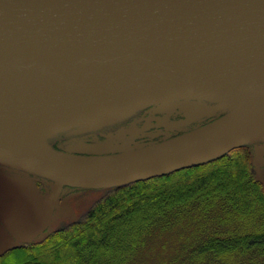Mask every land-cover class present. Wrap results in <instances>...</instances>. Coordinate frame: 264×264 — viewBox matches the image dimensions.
<instances>
[{
  "label": "water",
  "instance_id": "1",
  "mask_svg": "<svg viewBox=\"0 0 264 264\" xmlns=\"http://www.w3.org/2000/svg\"><path fill=\"white\" fill-rule=\"evenodd\" d=\"M181 99L212 103L173 125L225 113L130 151L81 154L49 140ZM245 143L264 189V0H0V164L54 181L51 193L36 191L37 222L0 196L18 241L51 224L64 185L121 186Z\"/></svg>",
  "mask_w": 264,
  "mask_h": 264
},
{
  "label": "trees",
  "instance_id": "2",
  "mask_svg": "<svg viewBox=\"0 0 264 264\" xmlns=\"http://www.w3.org/2000/svg\"><path fill=\"white\" fill-rule=\"evenodd\" d=\"M124 121L105 130L119 129ZM88 132L71 129L60 140ZM254 156V143H245L203 163L103 188L83 218L61 227L35 250L41 257L36 253L27 260L25 252L13 261L138 264L152 241L165 252L171 235V258L162 256L153 264H264V189Z\"/></svg>",
  "mask_w": 264,
  "mask_h": 264
},
{
  "label": "rangeland",
  "instance_id": "3",
  "mask_svg": "<svg viewBox=\"0 0 264 264\" xmlns=\"http://www.w3.org/2000/svg\"><path fill=\"white\" fill-rule=\"evenodd\" d=\"M212 101L198 100V99H181L168 101L166 103H153L140 108L134 113L126 112L113 116L108 120H103L98 123H94L96 128H90L91 125L80 126L79 128H90V132L78 137H65L62 140L61 135L50 138V143L54 146H59L62 150L70 152H80L82 154H107L113 151H130L139 148L151 146L172 138L182 135L187 131L194 130L198 127H202L219 116L223 115L225 110L206 117L200 121L187 125H173L172 120L183 119L192 117L199 113L205 106L211 104ZM179 106V107H178ZM124 125L114 131H106L111 125L105 124L110 121L124 120ZM89 130V129H88ZM61 141V142H59ZM56 142H59L58 144ZM120 151V152H123ZM41 177V187L38 185V181ZM263 185V184H262ZM74 186L64 185L61 193L57 199L56 210H54L53 220L49 225L48 231L41 234V244L35 249L29 247L25 248H10L15 245V242L3 241L5 240V233L0 226V264H18L19 260L14 262L15 255L28 252L27 260L35 257V254L41 257V252L35 250L41 249L42 243L48 239L55 231L61 227H68L79 219L83 218L86 213L91 209L94 202L103 194V190H74ZM54 189V181L48 179L43 175L25 170L13 165L0 164V196L10 202V204L17 209L21 214L30 217V222L40 221V217L37 219L36 214L40 210L41 219L43 217V209L41 202H37L36 191H41V198ZM38 203V204H37ZM176 234L177 233H173ZM167 239L168 245L165 252L162 253L161 243L152 241L149 247L145 250H149L142 255V261H138V264H153L155 260L160 257L171 258L175 244L171 240V235ZM3 241V242H2ZM177 241V240H176ZM33 245V246H35ZM9 248V249H8ZM6 249L12 251L11 253L2 254ZM35 251V252H34ZM67 251L71 255V250L67 248ZM31 253V254H30ZM43 253V252H42ZM47 253V252H46ZM157 253L160 256H157ZM50 253L47 257H50ZM5 256V257H4ZM3 258V259H2ZM26 261V260H25ZM27 262V261H26Z\"/></svg>",
  "mask_w": 264,
  "mask_h": 264
},
{
  "label": "flooded vegetation",
  "instance_id": "4",
  "mask_svg": "<svg viewBox=\"0 0 264 264\" xmlns=\"http://www.w3.org/2000/svg\"><path fill=\"white\" fill-rule=\"evenodd\" d=\"M59 142H61V141H59ZM59 142H57V144L59 143ZM38 185L41 187L43 184L41 183V177H40V179H39V181H38ZM74 190H80V191H83V190H85V189H87V190H93V191H98V190H102L103 188H84V187H77V186H74V188H73ZM0 209L2 210V212H3V214L5 215V217H6V219H9V222L11 223H13V224H15V222L13 221V218L11 217V214H10V212L8 211V210H6L4 207H2L1 205H0ZM56 210V209H55ZM0 226L3 228V231H4V233H5V240H3V241H10V240H12V242H15V245H13V247H10V248H14V247H16V248H20V249H22V248H25V247H29V246H33V245H35V244H41V234H43L45 231H48V229H49V227L50 226H48L42 233H40L39 235H37V236H35L34 238H32L31 240H28V241H18L17 240V237H15L7 228H6V226L3 224V222L0 220ZM24 231H26V230H24ZM23 239H25L26 238V236L25 235H20ZM2 241V242H3ZM9 249V248H8ZM8 249H6L5 251H7ZM15 250V249H14ZM14 250H9V251H7V252H4L3 254H2V256L3 255H5V254H8V253H11L12 251H14ZM5 257V256H4Z\"/></svg>",
  "mask_w": 264,
  "mask_h": 264
}]
</instances>
